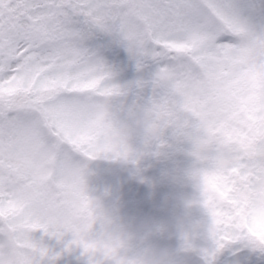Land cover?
<instances>
[{
    "label": "snow or ice",
    "instance_id": "obj_1",
    "mask_svg": "<svg viewBox=\"0 0 264 264\" xmlns=\"http://www.w3.org/2000/svg\"><path fill=\"white\" fill-rule=\"evenodd\" d=\"M168 129L215 250L264 247V0H0V264H43L41 233L94 264L86 161L136 163L133 133Z\"/></svg>",
    "mask_w": 264,
    "mask_h": 264
},
{
    "label": "clouds",
    "instance_id": "obj_2",
    "mask_svg": "<svg viewBox=\"0 0 264 264\" xmlns=\"http://www.w3.org/2000/svg\"><path fill=\"white\" fill-rule=\"evenodd\" d=\"M131 162V159H129ZM162 224L130 227L106 214L102 240L94 251V264H183L194 239L182 231L174 245L161 242Z\"/></svg>",
    "mask_w": 264,
    "mask_h": 264
},
{
    "label": "rangeland",
    "instance_id": "obj_3",
    "mask_svg": "<svg viewBox=\"0 0 264 264\" xmlns=\"http://www.w3.org/2000/svg\"><path fill=\"white\" fill-rule=\"evenodd\" d=\"M134 76H135V73L127 74L126 72H121L119 75V79L121 80V82H125V81L133 79ZM139 134H140L139 132H134L132 137H131V143L136 148H139L142 144L141 142L140 143H134L133 142L134 139L136 138V136H138ZM185 139H188V138H183V141H185ZM187 147H188V143L185 142L184 148H187ZM95 159L102 160V161H110L111 160V158H105V157H97ZM91 160H93V159L86 161V166H87L86 182H87L89 194L91 196H93L94 198H97L98 196H100V194H102L101 196H102L103 200H111V198H119V197L123 198L125 192H128L127 191L128 190L127 178L124 175L127 171L124 170L123 168H121V170H119V171H116L115 166L114 167H107V168H104V171H100V164L95 163V167L98 169V172H95V170L92 169L93 165H91V163H90ZM182 167L184 169L191 170L194 173L201 167V164L198 162V160H193V161L188 160L186 163H184L182 165ZM94 174H97V177ZM172 174L176 175V171L173 170ZM130 184L137 185L138 182L137 181H131V182H129V185ZM162 190H164V188ZM138 192H140V191H138ZM118 201H120V200H118ZM125 201H127L129 203L128 199H126ZM129 204H131V203H129ZM104 209L105 208H103V210ZM105 211H107V210L105 209ZM178 213H179V216L184 217V219H187L189 217H192V208L181 207V209ZM105 214L112 217L116 221V223L121 224L119 221H117L115 219L114 214H109L106 212H105ZM172 223L173 224H179L178 218L172 220ZM172 228H173L172 231H176V233H178V234H180L183 231V229L181 227H178L179 229L176 226L172 227ZM188 231H192V230H188ZM185 232H186V230H185ZM59 241H60L61 248L56 249L54 252L62 253L65 250L71 251L72 256L68 260L67 264H90V259H91L90 254H85L81 247L76 246V245L65 246L62 244L63 240H59ZM45 244L51 245L48 241H46ZM165 244H167V243H165ZM195 248L198 251L205 253V257L207 260H210L216 264H223L222 256L213 252L209 243H205L204 241L200 240L199 244L196 243ZM237 248H238V246H234V249H237ZM82 253L84 255H82ZM226 253L230 257L229 263H226V264H241V261H242L241 258L236 257V256L232 257L230 251H226ZM201 261H203V258H201L199 260V262H201ZM197 262H198V258H197ZM43 264H54L49 259V254L43 258Z\"/></svg>",
    "mask_w": 264,
    "mask_h": 264
},
{
    "label": "trees",
    "instance_id": "obj_4",
    "mask_svg": "<svg viewBox=\"0 0 264 264\" xmlns=\"http://www.w3.org/2000/svg\"><path fill=\"white\" fill-rule=\"evenodd\" d=\"M186 193H189L190 194V199L188 197H186V200L184 199V201H183V203L185 204L186 207L193 206V205H197L202 210L206 211L207 214H209L207 212V209L200 202L201 199H202L201 193H200V187H199L198 193L196 191H191V190H187ZM168 196H169V199L170 200H173V195L168 194ZM176 200L179 201V203H182V201L180 200V198L179 199H176ZM193 211L195 212V209ZM197 222H198V218H195V219L191 220L189 224H194V223L197 224ZM198 229L200 231L204 230L203 225L201 227H199ZM209 240H210V238H209ZM235 244H240L241 245V249L242 250L243 249H246L249 252V254H251L250 251H253V253L258 252L256 254V257H264V247H262V246H255V245H252V244L247 243V242H244V241H236V242H233V243H229L224 248L218 250V252L225 251L228 248H232ZM252 256H253V254H252ZM252 256L249 255V257L247 259V264H252V262H251ZM185 258H186V260H184V263L185 264H200L199 262H197L198 252L196 251L195 246H194L193 250L189 253V255H187ZM204 264H208V263H204Z\"/></svg>",
    "mask_w": 264,
    "mask_h": 264
}]
</instances>
